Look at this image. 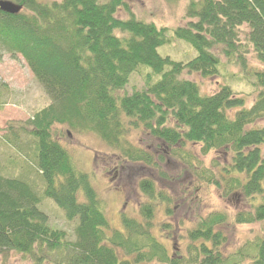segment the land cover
Here are the masks:
<instances>
[{
  "label": "trees",
  "instance_id": "trees-1",
  "mask_svg": "<svg viewBox=\"0 0 264 264\" xmlns=\"http://www.w3.org/2000/svg\"><path fill=\"white\" fill-rule=\"evenodd\" d=\"M10 1L22 10L15 15L0 10V45L12 56L21 55L50 103L27 119L28 131L20 127L31 137L29 144L17 142L18 129L0 137V149L4 145L9 155L5 162L0 159V253L12 251L31 264H264V238L223 253L225 211L196 216L186 231L185 253H170L152 229L158 206L172 212L171 198L150 178L139 181L146 201L137 215L122 212L121 229L112 228L101 195L53 129L61 125L94 133L122 160L148 166L163 156L130 143L126 135L131 128H142L174 156H190L184 151L189 144L199 146L202 155L229 152L220 180L199 171L194 157L186 159L187 166L198 178L223 183L256 202L253 212L235 214V225L263 221L264 127L254 124L264 116V0H189L188 22L172 28L137 19L124 0ZM121 7L128 11L126 19L115 15ZM243 25L263 66L253 71L256 95L249 107L227 81L206 94L197 81L181 76L184 71L207 79L221 74L213 50L219 47L230 59ZM175 41L186 44L192 56L172 60L159 54L160 46ZM240 51L239 67L247 72L246 51ZM140 68L149 72L144 87L125 93L131 74ZM19 155L32 159L28 163L41 179L39 188L29 176L5 174L2 164H17ZM47 198L75 223L73 241L48 224L38 207Z\"/></svg>",
  "mask_w": 264,
  "mask_h": 264
},
{
  "label": "rangeland",
  "instance_id": "rangeland-1",
  "mask_svg": "<svg viewBox=\"0 0 264 264\" xmlns=\"http://www.w3.org/2000/svg\"><path fill=\"white\" fill-rule=\"evenodd\" d=\"M46 2L61 0H42ZM107 0H99L105 2ZM129 11L137 19L144 22H153L157 27L172 28L182 26L189 20L186 15V7L189 0H124ZM116 17L126 19L129 14L124 8L116 12ZM117 33H120L116 31ZM248 29L245 25L239 28L237 35V51L229 58L224 57L219 47L213 51L219 55L221 74L213 78L201 77L197 73H187L184 71L181 76L197 81L202 93L215 92L221 82L227 81L234 89L245 98L246 107L251 106L254 91L255 77L253 71L263 68L262 64L254 56L255 53L247 43ZM246 51L247 72L240 70L239 61L236 56L240 55V49ZM159 54L167 55L172 60L186 59L192 56L190 48L180 42L175 41L171 45L165 44L158 49ZM21 55L12 56L0 45V136H9L7 132L18 129L17 142L23 144L31 140L20 127L28 131L30 126L26 123L36 111L50 103L42 85L37 81L26 61ZM235 59V60H234ZM238 61V62H236ZM146 68L139 69L131 74L130 80L124 89L125 93L133 90H141L145 85L147 76ZM234 74L230 79H225L224 75ZM242 77H238L239 75ZM5 85V86H3ZM237 93V94H238ZM239 96V95H237ZM255 127H264V116L257 120ZM53 129L55 137L62 143L72 157L73 164L83 172H86L92 186L101 195L105 211L114 229H121V213L137 215L139 206L146 201V197L141 193L139 181L150 178L158 190L166 192L171 198V213L166 214L164 206L156 208L155 222L152 229L158 236V240L164 243L169 252L175 251L179 254L185 253L188 239L186 237L187 228L192 227L196 221V216L206 215L211 211H225L229 216L226 224L221 226L226 236V243L223 246V253L229 255L239 249L245 248L247 242H255L259 238H264V220L252 224H234L232 219L238 212L254 210L252 205L255 201L246 198L228 186L214 185L205 177L200 179L194 175L193 170L187 166L186 159L194 157L193 162L197 164L199 171L205 174L216 176L220 180L219 170L228 168L226 162L229 159V152H210L207 155L200 153L197 145L189 144L184 151L190 156L183 157L182 154L172 155L166 147L160 148V141L149 135L142 128H131L126 139L133 145L140 147L155 155H162L163 160L157 161L156 166H148L142 162L122 160L118 157V152L105 144L96 134L91 132H75L69 130L67 126L55 125ZM23 131V130H22ZM4 138V137H3ZM1 140V138H0ZM0 159L7 161L8 153L4 145H1ZM153 155V156H155ZM157 157V156H156ZM93 158L97 159L95 161ZM26 159V160H25ZM18 157L17 164H2L5 174L17 176L21 174L30 179H34L37 188L41 185V179L37 175L33 164L28 161L31 158ZM35 189V188H34ZM232 190V191H231ZM261 197H256L260 201ZM256 203V202H255ZM48 216V224L51 227L62 229L67 234L68 240H74L73 221L65 219L63 210L47 198L38 204ZM77 222V220H75ZM163 223L169 227L162 226ZM5 255V256H4ZM2 255L0 253V264H31L29 258L22 257L12 251ZM245 264H248L247 260Z\"/></svg>",
  "mask_w": 264,
  "mask_h": 264
},
{
  "label": "water",
  "instance_id": "water-1",
  "mask_svg": "<svg viewBox=\"0 0 264 264\" xmlns=\"http://www.w3.org/2000/svg\"><path fill=\"white\" fill-rule=\"evenodd\" d=\"M21 5L15 4L10 0H0V10L10 14H16L21 10Z\"/></svg>",
  "mask_w": 264,
  "mask_h": 264
}]
</instances>
